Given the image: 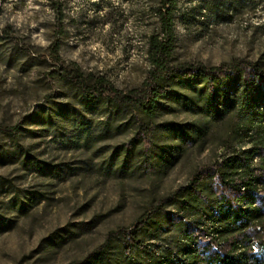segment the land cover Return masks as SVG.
<instances>
[{"label": "rangeland", "instance_id": "1", "mask_svg": "<svg viewBox=\"0 0 264 264\" xmlns=\"http://www.w3.org/2000/svg\"><path fill=\"white\" fill-rule=\"evenodd\" d=\"M56 1L65 16L60 63L51 55ZM158 7L159 0H0V264H131L135 254L127 256L119 233L215 163L217 143L203 152L194 146L159 173L154 144L134 147L149 119L85 95L62 75L80 70L89 86L102 78L123 93L139 89ZM214 11L204 0L181 1L174 64H264V0ZM194 120L177 111L156 122Z\"/></svg>", "mask_w": 264, "mask_h": 264}, {"label": "trees", "instance_id": "2", "mask_svg": "<svg viewBox=\"0 0 264 264\" xmlns=\"http://www.w3.org/2000/svg\"><path fill=\"white\" fill-rule=\"evenodd\" d=\"M181 1L159 0V29L149 38L150 69L139 89L123 93L102 78L89 86L80 70L62 75L85 95H105L149 119L138 129L134 147L154 144L152 165L159 173H167L189 148L203 152L217 143L211 167L119 233L127 240V256L135 254L131 264H264V64L234 59L219 66H176ZM241 1L248 0L204 3L213 13L218 6L240 7ZM52 8L57 38L51 55L60 63L65 16L60 2H52ZM177 111L196 120L157 124L162 112ZM108 248L107 243L99 259Z\"/></svg>", "mask_w": 264, "mask_h": 264}]
</instances>
